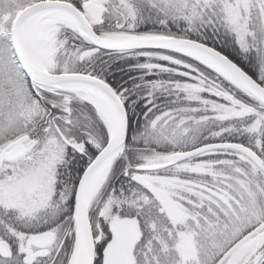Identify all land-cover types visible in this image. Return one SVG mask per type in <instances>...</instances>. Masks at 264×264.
<instances>
[{
	"label": "snow or ice",
	"instance_id": "obj_1",
	"mask_svg": "<svg viewBox=\"0 0 264 264\" xmlns=\"http://www.w3.org/2000/svg\"><path fill=\"white\" fill-rule=\"evenodd\" d=\"M0 264H264V0H0Z\"/></svg>",
	"mask_w": 264,
	"mask_h": 264
}]
</instances>
